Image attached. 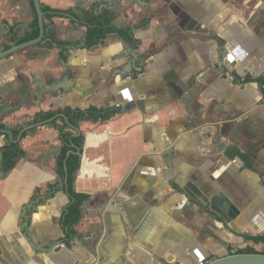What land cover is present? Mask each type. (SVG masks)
I'll return each mask as SVG.
<instances>
[{
  "label": "crops",
  "instance_id": "crops-1",
  "mask_svg": "<svg viewBox=\"0 0 264 264\" xmlns=\"http://www.w3.org/2000/svg\"><path fill=\"white\" fill-rule=\"evenodd\" d=\"M40 2L61 13L45 12L41 42L0 59V92L51 87L66 68L74 74L67 91L29 98L0 127L17 138L40 113L120 112L79 124L83 135L106 137L86 150L95 170L76 172L74 190L88 198L72 226L66 187L51 192L64 180L59 128L28 129L8 172L2 149L11 141L0 133V264H197L247 248L264 253V0ZM86 13L112 14L138 43L113 31L89 48ZM32 33L40 34L33 0H0V52L10 35L20 44ZM33 201L35 243L62 247L53 261L35 256L18 228Z\"/></svg>",
  "mask_w": 264,
  "mask_h": 264
},
{
  "label": "water",
  "instance_id": "water-1",
  "mask_svg": "<svg viewBox=\"0 0 264 264\" xmlns=\"http://www.w3.org/2000/svg\"><path fill=\"white\" fill-rule=\"evenodd\" d=\"M33 3L35 6L36 15L38 16V20H39V28H40L39 36L35 39L27 40V41H24L20 44H15L14 41H10L11 36L14 37V34L10 35L8 43H7V44H9L10 48L5 49L3 47L5 50L3 49L2 52H0V59L4 58L6 56H9L10 54H13L17 50H21V49L29 47L31 45L37 44L43 40V38L45 36V32H46L45 23H44V17L46 15V13L43 10V7H42L40 0H33ZM7 35H9V34L7 33ZM0 47H2V43H0ZM73 74H74V72L71 71V69L66 68V71L63 74V76H61L59 79H56V81H57L56 84L52 85L51 87H40L38 89H33L32 86L27 84V85L19 88L18 90H16V92H13L10 95H5V94H2L0 92V120L4 116H9L11 113L18 110L24 104L31 105L32 101H29V98H33V99H35V101H43L44 94L49 93V94L53 95V94H55V91L59 90V89H61L63 91H67V86L69 85V79L73 76ZM33 99H30V100H33ZM128 110H129V108H127L125 106L122 107L123 112H127ZM55 121L65 122L68 125V127H70L71 129H73L75 131V133L73 134L74 137H80L81 136L82 132H81L80 127L74 126L69 121V118L67 117V115H65L64 113L56 114L55 116H53L47 120H40V121L34 123L30 128H27V127L23 128L20 131L17 138L14 137V133L10 128L0 127V133L3 134L12 143H18L22 139L23 134L26 131H29L28 129L31 130L33 128H37L38 126L47 125V124H50V123L55 122ZM215 127H217V126H215ZM105 137H106V135H99V136L89 135V134L84 135L82 146L72 145L73 149L69 151V153L67 154V157H69L71 154H76V155L80 156V166H79L78 170L79 169L84 170L88 166H90L92 169L95 170L94 164L88 163L89 160L87 159L86 150L88 148L95 147L97 145L96 143L93 142L94 140L101 141V140L105 139ZM213 140H214L215 145H216L219 142V134L214 135ZM168 155H170V154H168ZM93 162L95 163V161H93ZM65 172H66V176H65L64 180H62V178H59L57 184L52 188L51 192H56L57 189H63L66 187L67 193H68L70 199H72V197L69 193V189H68V168H67V165H65ZM38 204H39V201L38 202L33 201V202L27 204L23 208L21 218L24 219L25 221L23 223L19 224L18 228L25 234L27 241L30 243L31 248L33 249V254L36 256L39 252H43L47 256V258L51 261L52 257L55 256L54 255L55 252H57V253L60 252L62 247H60V244L58 243L59 240L52 241L51 243L44 244V245H39V244L35 243L34 238H33L34 237L33 236V229L30 228L31 221H32V217L30 214H32L33 212H36L38 210L36 207V205H38ZM82 206H85V204ZM232 217H233V215H232ZM0 244H1V241H0ZM91 250L96 251L94 248H92ZM102 259L103 258H101V260ZM40 262H41V264H46L43 261H40ZM94 264H103V263H98V261H97ZM205 264H264V253H262V252H250V253L249 252H233V253L222 255V256L217 257L215 259L209 260Z\"/></svg>",
  "mask_w": 264,
  "mask_h": 264
},
{
  "label": "trees",
  "instance_id": "trees-1",
  "mask_svg": "<svg viewBox=\"0 0 264 264\" xmlns=\"http://www.w3.org/2000/svg\"><path fill=\"white\" fill-rule=\"evenodd\" d=\"M44 12L50 13V16H55L57 13H61L60 10L51 9L49 7H43ZM113 15L108 13H103L99 15H90L86 13L84 17V24L87 26V46L89 48L96 46L98 43L103 41L106 36L113 31H116L121 37L127 39L128 41H133L138 43V41L134 38L130 29H116L113 24ZM38 21L35 23V27L37 28ZM31 37L35 39L34 33H32ZM31 40V39H30ZM120 112L119 107L112 108H98L94 106H90L86 109L82 108H65L63 110L52 111L48 113H40L37 115V120H47L56 114L64 113L69 118V121L74 125L79 127V124L83 120H92V121H105L117 113ZM53 126H56L60 130V138L67 145V148L64 149L63 154L59 160V172L63 178L66 176L65 165L68 168V189L69 193L72 197L70 206L68 208V212L65 219V224L67 226H72L81 217V205L88 198V195L83 193H77L74 190L73 182L76 177V172L80 166V156L76 154H71L67 157V154L70 150H72V145L82 146L84 135L81 134L80 137H74L73 134L75 131H66L68 125L65 122L59 124L57 121L51 123ZM19 132H15V135H18ZM72 148V149H71ZM3 161H4V170L5 172L10 171L16 165L17 158L24 154V150L20 147L19 143H7L3 149ZM264 241L263 238H260ZM255 240H258L255 238ZM237 252H256L253 248H247L244 250H240Z\"/></svg>",
  "mask_w": 264,
  "mask_h": 264
},
{
  "label": "built area",
  "instance_id": "built-area-1",
  "mask_svg": "<svg viewBox=\"0 0 264 264\" xmlns=\"http://www.w3.org/2000/svg\"><path fill=\"white\" fill-rule=\"evenodd\" d=\"M207 261H200L199 263L197 264H205Z\"/></svg>",
  "mask_w": 264,
  "mask_h": 264
},
{
  "label": "flooded vegetation",
  "instance_id": "flooded-vegetation-1",
  "mask_svg": "<svg viewBox=\"0 0 264 264\" xmlns=\"http://www.w3.org/2000/svg\"><path fill=\"white\" fill-rule=\"evenodd\" d=\"M40 245V244H39Z\"/></svg>",
  "mask_w": 264,
  "mask_h": 264
}]
</instances>
